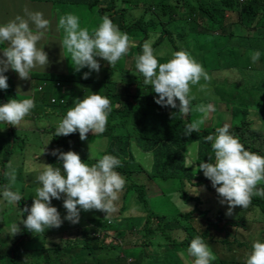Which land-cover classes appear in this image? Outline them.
<instances>
[{"label":"trees","instance_id":"trees-1","mask_svg":"<svg viewBox=\"0 0 264 264\" xmlns=\"http://www.w3.org/2000/svg\"><path fill=\"white\" fill-rule=\"evenodd\" d=\"M35 1L51 2L53 6L57 7V4L84 6V9L89 8L94 11L98 19L107 15L119 30L129 37L128 53L123 55L114 66H105L103 77L96 84L97 86H93V88L96 86L94 89L97 94L109 98L111 102L112 110L108 116L105 131L102 134L89 133L91 134L90 138L106 139V147L100 151L101 154L94 155V158L86 152H83L80 158L83 162L92 165L105 154L117 157L121 166L115 170L125 178L126 182L130 181V183H125L123 188L125 189L124 197L126 200L131 198L132 202L144 207L146 213L142 217V225L137 229L133 228L134 233L131 237L129 234L131 232L127 230H130L135 219L134 216L137 215L123 213L128 206L125 202L122 209L118 210L117 216L90 218L87 222L79 219L81 223H77L76 226L86 225L82 229L85 243L69 242V246H74L81 253V260L78 263L87 262L90 264L84 255L86 252L90 255L98 254L100 260L97 259L94 264H143L142 262L135 263V260L131 258L129 262L128 260L124 261L123 253L113 256L103 253V251L110 252L112 248L122 249L124 245L129 247V245L139 244L138 252H131L135 255L132 258L136 259L139 253L144 252V245L152 246L158 251L163 246L171 247L172 250H182L188 248L191 239L197 235L201 236L205 242L212 243L211 241L218 240L213 234L222 235V232L224 234L220 238V243L228 247L227 243L236 239L234 229L238 225L243 226L244 222L238 216L234 219L228 218L226 222L231 225L233 232L223 230L222 226H218V221H213L206 216V210L199 207L203 202L200 196L191 193V189L189 190L188 187L202 185L208 188L211 185V181L203 175L202 171L198 170V165L200 162H208L210 156L213 159L209 162L214 163L211 143L207 142L205 137L214 134L216 128L225 124L229 126L230 133L240 140L246 150L264 156V36L251 35V42L243 44L238 40V37L245 32L258 28L264 29V0ZM214 5H221L226 8L227 12H233L236 21L227 23L228 19L224 8L214 7ZM185 12H187L186 15ZM177 19L182 20L183 23L169 24L176 22ZM239 24H242L243 27L241 28ZM145 41L152 42L154 55L160 63L166 62L173 51L185 50L202 65L210 80L201 79L200 84L191 86V92L199 91L202 96L205 95L208 98L209 104L215 106V115H213L216 121L214 126L201 127L199 132L185 135L186 125L194 122L193 116L198 111V106L201 107L203 102V98L196 94L190 100L187 114L178 112V107L174 109L155 103L157 94L150 85L143 83L142 74L134 69L135 57L141 53ZM231 43L237 47L232 49ZM161 49H171V53L169 55L166 52L162 53ZM194 50H198L202 54L197 55L196 58V55L192 54ZM257 50L260 52V58L253 63L251 55ZM228 51L231 52V57L226 53ZM240 56L242 59H239ZM217 69L220 75L216 74ZM34 75L43 84H40L41 90L37 89L39 96L37 95L38 97L34 99L37 109L31 110L30 114L26 116L27 120H42L41 118L48 117V114L62 118L67 109L74 105V99L83 97V91L85 88L86 90L89 88L91 82L89 79L82 78V72L78 74L60 72ZM200 85H206V88L201 90ZM66 86L69 88L64 91ZM12 96L16 98L14 94ZM7 101L4 90L0 89V104ZM229 105L231 122L226 123L219 119V114L216 112ZM6 125L9 126L11 133H9L10 140L7 145L2 151L0 150L4 167L7 164L8 156L13 151L15 141L13 138L15 129L7 123ZM51 128V147L63 152L69 150L76 152L75 150L80 148V143H77L73 136H70L71 134L55 136L57 127L51 126ZM67 138L70 140L68 141ZM188 144H194L196 147V151L192 154L194 159L191 166L187 160ZM134 147L142 152L150 153L151 163H148L147 168L134 158L133 155L136 152ZM52 160L54 167H62L56 156H53ZM140 172L146 173L147 179L158 182L163 194L178 210L176 213L178 217L176 214H160L149 209L150 200L143 185L132 179L134 174ZM3 174L5 171L0 172V180ZM1 181L0 186H4ZM259 185V187H264V181ZM169 189L173 190L174 199L171 198ZM215 194L219 197L216 191ZM129 196L130 198H128ZM178 199L191 206L192 210L190 211ZM220 199L219 197L218 202ZM18 205H21L22 208L28 206L24 196ZM28 207L30 208V206ZM238 209L239 213L249 212L254 215L255 220L264 223V196H253L248 209H242L240 206ZM218 215L219 220L223 219L221 212H218ZM194 218H198L207 225L197 230L196 226L191 223ZM181 220H184L185 223ZM109 234H114L111 235L113 243L106 241ZM229 236H231V240H229ZM262 236L264 237V231ZM55 241H58V236L50 240L49 247L46 242L39 241L38 244L35 243L24 249L22 247L15 248L18 243L13 242L11 245L9 244V251L3 250L5 246L0 243V261L2 260L4 264H45L48 252H56V249H59L60 241L58 243ZM260 242H264V239ZM55 244L58 245L56 249L51 247ZM242 245L246 250H251L252 244L248 242H239L236 247L239 248ZM28 256L38 260L32 262ZM214 261L211 264L232 262L228 257ZM237 263L245 264V260Z\"/></svg>","mask_w":264,"mask_h":264},{"label":"clouds","instance_id":"clouds-1","mask_svg":"<svg viewBox=\"0 0 264 264\" xmlns=\"http://www.w3.org/2000/svg\"><path fill=\"white\" fill-rule=\"evenodd\" d=\"M49 27L50 21L44 18L42 12L28 9H25L24 16L17 15L0 25V45H4L0 48V89L8 88V78L3 73L9 69L15 71L20 79L27 80L33 69L40 67L44 70L49 65L47 53L43 47L37 46ZM58 29L64 31L62 46L70 54L75 71L87 67L98 73L100 60L114 66L129 51L128 35L121 32L107 15L101 17V22L91 33L87 28H81L79 18L71 13L59 18ZM259 58L258 50L251 55L253 63ZM135 61L136 69L144 78L143 83L150 85L157 94L155 103L174 109L178 107L180 113L189 112L191 86L200 84L201 79L210 80L202 65L185 50L173 51L166 62L160 63L154 55L151 41L144 42ZM89 75L90 72H85L82 78L87 79ZM200 88L204 90L206 85H200ZM90 93L74 99V105L57 122L55 136H68L78 131L80 140L84 141L90 131L93 134L105 131L112 110L111 102L105 96ZM34 107L35 102L31 98H10L0 104V122L16 127ZM201 111L214 112L215 106L208 104ZM202 124V120L187 124L185 135L199 132ZM205 140L211 143L214 163L209 162L213 159L210 156L208 162L199 163L198 170L211 181L221 198L219 203L228 205L226 215H232L236 206L248 209L253 196H264V187H258L264 181V156L246 150L240 140L230 133L227 124L216 128L215 133L207 135ZM44 152L45 148L41 154ZM48 154L56 156L62 167L38 163L34 169L38 186L31 207L25 206L20 212L21 215L28 213L26 219L19 220L28 231L43 234L46 229L59 228L63 220L78 223L80 210L95 209L106 215L116 211L114 202L119 199L118 194L126 183L125 178L115 170L121 166L117 157L105 154L89 165L71 150L53 149ZM5 175L9 184L4 187L3 199L10 205H18L23 197L18 191L11 190L16 183L15 172ZM191 193L198 194L199 189L194 187ZM61 194L66 209L63 220L57 208L51 206V200H60ZM185 206L192 210L191 206ZM19 232L18 223L12 224V235ZM187 254L193 258L192 264H211L216 259L199 235L191 239ZM245 264H264V242L257 240L252 243L251 250L246 253Z\"/></svg>","mask_w":264,"mask_h":264},{"label":"rangeland","instance_id":"rangeland-1","mask_svg":"<svg viewBox=\"0 0 264 264\" xmlns=\"http://www.w3.org/2000/svg\"><path fill=\"white\" fill-rule=\"evenodd\" d=\"M202 1V0H201ZM206 2V1H205ZM30 3V2H29ZM33 3V2H32ZM51 4V2H50ZM55 7H42L41 11L46 15L44 16L45 19H48L50 21V27L45 32V35L43 38L38 42V47H43V50L47 53L49 65L43 70L40 67H37L33 69L30 72V78L27 80H22L18 77V74L9 69L7 72L3 73L7 76V84L8 88L4 90L5 93V99L9 100L10 98H13V94L15 97L25 99V98H31L34 100L33 97H38V91H37V84L38 80L34 77V74H46L48 72L53 71V73H60V72H67V73H73L78 74L81 73L84 74L85 72H90L91 77L87 78L91 80L89 88L83 91V96L89 95L92 93H96V90L94 89L98 82H100V79L103 77L104 74V67L109 65L106 61L100 60L101 68L100 71L97 73L95 71H90L87 67L81 69L80 71H75L74 67L72 66V60L69 53H67L66 49L62 46V40L64 38V31L63 29H58V20L61 16L71 13L79 18V23L81 28H87L89 32L91 33L101 22V19H98V17L95 16L94 11H91V9L87 8L84 9V6H74V5H59L57 4ZM214 7L218 8H224L225 13L227 14V23H233V21H236L235 14L233 12H227L225 7H221L214 5ZM22 9L24 7H21ZM37 10V7H36ZM33 10L32 11H36ZM39 11V10H37ZM40 11V12H41ZM185 15L187 12L184 13ZM194 17H198L197 15H193ZM179 23H183L182 20L177 19L175 22H170V25H178ZM239 26L242 28L243 25L239 24ZM252 36H264V29L258 28L257 30H251L250 32L243 33L240 37H238V40L241 41V43H247L251 42L250 38ZM46 38V43L42 45V42ZM223 38V37H221ZM254 41V40H252ZM44 43V42H43ZM4 47V45H0V48ZM210 47V46H209ZM237 46H234V44L231 43V48H236ZM160 52L168 53V55L171 53V49H161ZM231 57V52H226ZM193 55H201L202 53L198 50L192 51ZM208 54V53H205ZM213 54V52H212ZM0 56H2V53H0ZM99 60V58H97ZM239 59H242L241 56ZM134 62V69H136ZM61 69V70H60ZM51 70V71H48ZM216 74H219V70L217 69ZM40 81V80H39ZM96 85L94 88L93 86ZM196 86V85H195ZM69 88V86H66ZM120 89V86H118ZM196 94L199 97L203 98V102L201 104V107L198 106V111L193 116L194 121H203V124L201 127H207L210 128L214 126L216 118L214 117V112H202L201 108L206 107L209 104L208 98L204 95L202 96L201 93L198 92H190V100H192L193 95ZM38 95V96H37ZM35 98V99H36ZM216 100V99H214ZM35 102V101H34ZM198 104V103H197ZM196 104V105H197ZM37 109V103L35 102V107L33 110ZM197 110V109H196ZM39 112V111H38ZM194 112V109H193ZM40 113V112H39ZM219 114V119L223 122L229 123L231 122V110L230 105L226 106V108L218 109L216 112ZM214 114V115H213ZM61 119L60 116L50 115V118L48 121L50 123L57 124V121ZM52 122H51V121ZM30 121H33L35 124V129H24L20 127V129L14 130V143H13V151L8 156V161L6 166H3L2 163V150L7 145L8 141L10 140L9 133L10 128L8 125H3L0 123V172H15L16 175V183L12 186V190L18 191L21 196L23 194L24 200L27 202L28 206L31 207L32 199L35 196V188L38 186L35 177L37 173L34 171V169L38 166V163H47L53 165V156L48 154L50 153L54 147H51L52 144V136H51V129L44 124L41 126V124L48 123L45 120H33L30 119ZM28 126V125H26ZM13 127V126H12ZM44 127L46 130L45 133H41L40 129ZM14 128V127H13ZM91 133V131L89 132ZM87 134V139L82 141L79 138V132H75V134H71L70 136H73V139L80 143V148L76 149V153L81 156V154L86 152V154H89L90 156L94 158V155L101 154L100 151L104 150L106 147V139L102 138H90L91 134ZM93 134V133H92ZM51 139V140H50ZM50 140V141H49ZM69 141L70 138H67ZM48 143V144H47ZM45 148V152L41 154L42 150ZM135 153L134 158L140 162L141 164H144V166L147 168L148 163H151V155L147 152H142L137 147H134ZM188 151V157L187 160L189 163H192L193 157L192 154L196 151V147L194 144H188L187 146ZM49 155V156H48ZM54 167V166H53ZM147 172V171H146ZM148 174V173H147ZM134 181L137 183H141L144 187V191L146 195L149 197V203L148 207L150 210L154 211L155 213L160 214H176L178 210H176V207L167 199V197L163 194L161 186L158 184V182L149 180L146 178V173L140 172L139 174H134L132 177ZM2 180V181H1ZM1 182H3L0 187V243L3 244L5 247L3 250L9 251L10 246L14 240L15 243H18V245L15 248L22 247L24 249L25 247H31L35 243H39L44 241L47 243L48 247L50 245V240L52 238H56L58 236V241H55L58 243L60 241V246L58 247L57 244L55 246H51L53 248H59L56 249V252L49 251L48 252V259H46L47 262L45 264H88L87 262L84 263H78L81 260V253L78 251L77 248L74 246H69L70 243H74V241L85 243V239L82 235V229L86 227V225H78L77 223L73 224L70 223L67 220H63V217L66 215V209L63 207V194H61V199H52L51 200V206H54L57 208L58 212L60 213V216L63 220L62 225L59 228H49L44 231V233H35L28 231L22 223L19 222L21 219H26L28 213H23L21 215V210L23 209L21 205H15V204H8L6 201H4L2 192L4 190L5 185L9 184L8 177L3 174L1 176ZM127 183H130V181H127ZM260 185H258L259 187ZM199 189V193L195 195H199L201 200L203 201L200 204V208L206 210V216L209 217L211 220L218 221V226H222L223 230H230V232H233V228L231 229V225H229L226 220L228 218H236L237 216L242 219L244 222V225H238L234 229V235L236 236L235 241H230L227 243L228 247L222 243H220V238L224 234L222 232L221 234H213L215 239H218L217 241H211L212 243L205 242L208 244L211 251L214 253L216 259L214 262L218 261L220 258L228 257L229 260H232L230 263H222V264H238V261L245 260L246 253H248V249L246 250L244 246L242 247H236L237 243L242 242H248L252 244L254 241H261L264 239L262 236V232L264 231V223H261L257 220H255L254 215H251L249 212H238V206H236L233 209L232 215H226L228 205L227 204H221L218 202L219 197L215 194V189L210 185L208 188L205 186H197L195 187ZM188 189L193 192L194 187L190 186ZM168 191L171 192V198L174 199L173 190L169 189ZM167 191V192H168ZM125 189H123L118 195L119 199L115 201L116 211L110 214L98 211V210H89L84 211L80 210V219L87 222L88 219H96L98 216H102L105 218L113 217L118 215V210L122 209L124 202L128 205L127 209L123 211L125 215H131L134 213L137 216H134L135 219L132 223V227L130 230H127L130 234V237L132 236L133 228H138L143 223V216L145 215V208L140 206L138 203H134L129 200H126V197H124ZM127 198V199H128ZM181 201L180 199H178ZM139 205V206H138ZM132 208H131V207ZM139 211V212H135ZM142 212L143 214H137ZM218 212H221L223 215V219L219 220ZM106 215V216H105ZM178 217V215L176 214ZM183 223H185L184 220H181ZM14 223H18V226L20 228V232L16 235H6L4 231L11 232V225ZM81 222H78V224ZM193 223L197 230L202 229L207 224L205 222H201L198 218H194ZM190 223V224H191ZM75 226V228H74ZM22 228H24L22 230ZM4 230V231H3ZM212 231H214L213 228H211ZM100 234V232H99ZM114 234H109L106 237V241L108 243H113L112 236ZM15 236V238H14ZM22 236V237H21ZM229 240H231V236L228 237ZM136 242V241H135ZM138 242V241H137ZM123 248H112L110 252L103 251V253L106 254H112L113 256H116L119 253H123L125 255L124 261L129 262L130 258L132 260H135V263H143V264H192V259L187 254V248H184L182 250L180 249H174L172 250L171 247H161V249L158 251L156 248L154 249L152 246H146L144 245V252L142 254H138L136 259H133L135 255L131 252H138L139 244L136 246L129 245L122 246ZM231 247V248H230ZM97 251V250H96ZM27 253H29L27 251ZM25 255V254H24ZM28 255V254H27ZM86 255V261H89L90 264H94L96 260H100L97 255H90L84 253ZM50 257V259H49ZM30 258V256H28ZM32 262L38 260V259H31ZM42 260V259H40ZM0 264H4V262L1 260ZM127 264V263H126ZM129 264V263H128ZM243 264V263H241Z\"/></svg>","mask_w":264,"mask_h":264},{"label":"crops","instance_id":"crops-1","mask_svg":"<svg viewBox=\"0 0 264 264\" xmlns=\"http://www.w3.org/2000/svg\"><path fill=\"white\" fill-rule=\"evenodd\" d=\"M47 6H49V7H55V6H53L52 3L50 4V2H46V1H35V0H0V25L5 24L9 20L14 19L17 15L24 16L25 15V9H28L29 11H32V9L33 10H36V7H37V10L41 11V8L42 7H47ZM21 7H24V8L22 9ZM43 15L46 16L44 13H43ZM45 40H46V38H44V40H43L44 43L42 42V45H44L46 43ZM48 71H51V70H48ZM48 73H53V71L48 72ZM40 84L42 85L43 82H39L38 81V84L37 85H40ZM63 90L64 91H67L68 88L65 87ZM38 94H39V92H38ZM33 98L35 99V97H33ZM27 118L28 117H25L24 120L19 125H17L16 127L13 126L14 127L13 128L12 125H11V127L13 129H20V127L21 128L24 127V129H35V126H34L35 123L33 121L27 120ZM49 118H50V114H48V117H46V118H41L42 120H45L46 122H48V123H44L43 122V124H41V126H43L44 124H46V126L48 128H50V129H52L51 126H56L57 127V124L55 125L54 123H50L48 121ZM0 123H2L3 125H6L5 122H0ZM26 125H28V126H26ZM40 131L43 132V133L46 132V130L44 129V127H42L40 129ZM22 197H23V194H22ZM100 217H102V216H98L97 218H100ZM4 233L6 235H9V236L12 237V235H11L12 233L11 232L4 231Z\"/></svg>","mask_w":264,"mask_h":264},{"label":"built area","instance_id":"built-area-1","mask_svg":"<svg viewBox=\"0 0 264 264\" xmlns=\"http://www.w3.org/2000/svg\"><path fill=\"white\" fill-rule=\"evenodd\" d=\"M37 89H38V90H41V89H42L41 85L38 86ZM52 101H53V99H52Z\"/></svg>","mask_w":264,"mask_h":264}]
</instances>
